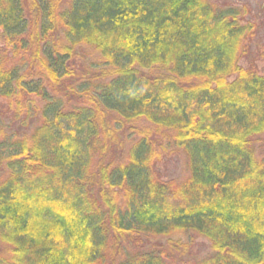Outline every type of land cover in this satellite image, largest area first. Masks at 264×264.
Returning a JSON list of instances; mask_svg holds the SVG:
<instances>
[{
  "label": "trees",
  "instance_id": "obj_1",
  "mask_svg": "<svg viewBox=\"0 0 264 264\" xmlns=\"http://www.w3.org/2000/svg\"><path fill=\"white\" fill-rule=\"evenodd\" d=\"M253 29L212 0H0V264H264Z\"/></svg>",
  "mask_w": 264,
  "mask_h": 264
},
{
  "label": "rangeland",
  "instance_id": "obj_2",
  "mask_svg": "<svg viewBox=\"0 0 264 264\" xmlns=\"http://www.w3.org/2000/svg\"><path fill=\"white\" fill-rule=\"evenodd\" d=\"M213 2L232 8H238L244 22H249L253 25V37L251 39L250 56L246 60H243L240 64L242 66L247 65L251 61L258 60L257 54L264 46V0H212ZM90 52L87 51V54ZM86 55V54H85ZM260 61V62H259ZM257 61V66L260 71L264 70V62ZM8 121V120H7ZM17 128V127H16ZM256 146L261 150H264V136L256 140ZM118 157V155H116ZM157 170L164 180H175L177 182L183 180L186 175V159L185 156L179 151L166 155L163 160L158 164ZM6 173L4 168L0 166V178H4ZM182 241L186 242L188 238L186 236H179ZM177 239V238H175ZM155 241H150L154 243ZM162 242V240H160ZM156 243V242H155ZM131 244V243H130ZM147 245V242H145ZM130 246V245H129ZM209 243L203 239L195 238L194 243L190 246L189 254L183 257V260H197L209 253ZM133 248V247H132Z\"/></svg>",
  "mask_w": 264,
  "mask_h": 264
}]
</instances>
